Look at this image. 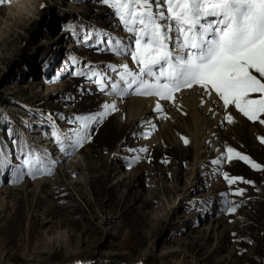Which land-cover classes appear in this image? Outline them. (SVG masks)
I'll return each mask as SVG.
<instances>
[{"label":"rangeland","instance_id":"374dc122","mask_svg":"<svg viewBox=\"0 0 264 264\" xmlns=\"http://www.w3.org/2000/svg\"><path fill=\"white\" fill-rule=\"evenodd\" d=\"M133 41L103 0L0 3V264H264V124L219 99L220 156L101 116Z\"/></svg>","mask_w":264,"mask_h":264},{"label":"snow or ice","instance_id":"6c2138e0","mask_svg":"<svg viewBox=\"0 0 264 264\" xmlns=\"http://www.w3.org/2000/svg\"><path fill=\"white\" fill-rule=\"evenodd\" d=\"M103 2L115 10L134 37L129 55L138 70L123 65L120 79L124 87L113 86L119 96H155L174 102L176 93L199 87L209 96L215 92L226 109L234 105L249 121L264 124L259 119L264 115V0ZM104 108L114 110L115 105ZM156 110L162 111L159 103ZM227 120L231 123L233 117ZM80 142L78 137L76 143ZM227 151L251 163L233 149ZM252 167L259 169L260 165Z\"/></svg>","mask_w":264,"mask_h":264},{"label":"bare ground","instance_id":"6f19581e","mask_svg":"<svg viewBox=\"0 0 264 264\" xmlns=\"http://www.w3.org/2000/svg\"><path fill=\"white\" fill-rule=\"evenodd\" d=\"M124 64L128 63L125 59H120V65L123 66ZM115 83L116 86L121 87V81L117 80ZM119 87L117 91H119ZM157 103H159L162 111L156 110ZM105 104L115 105V109L109 108L106 111L104 108ZM104 105L103 108L106 113L116 115L122 122L131 120L138 125L144 131V141L151 146L158 143L157 131L159 128L169 130L170 122H176L179 118L189 117L193 122L194 131L189 128L186 131L197 143L198 153L201 154L202 150L210 149L217 152L220 156L223 155V146L221 147L218 140L217 130L210 131L207 133L208 136H205L204 133L205 127L209 122L213 121L216 125L215 129H218L223 126L226 117L223 114L224 107L214 92L209 96L199 87H193L175 94L174 102L155 99L138 100L135 98H131L127 102L121 99L117 92L112 89Z\"/></svg>","mask_w":264,"mask_h":264}]
</instances>
